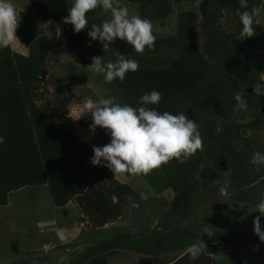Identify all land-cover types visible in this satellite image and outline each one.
Wrapping results in <instances>:
<instances>
[{"label":"rangeland","instance_id":"obj_1","mask_svg":"<svg viewBox=\"0 0 264 264\" xmlns=\"http://www.w3.org/2000/svg\"><path fill=\"white\" fill-rule=\"evenodd\" d=\"M17 1L19 5L31 10L33 15L27 0ZM66 2L69 9L72 0ZM114 2L126 6L130 14L149 19L154 26L156 40L153 48H146L140 54L132 47L129 58L136 59L139 67H172L178 68L183 74L186 88L174 99L173 107L176 112H184L196 121L203 146L184 160L187 163L186 173L182 174L183 181L179 186L183 188L190 182L193 185H187L188 189L195 187L198 192H203L205 189L201 185L202 181H214L210 190L211 201L197 209L194 206L190 213L197 216L205 214L207 217L217 215L223 230L229 226L230 219L234 221L235 216H240L243 219L240 230H248L259 211H252V204L237 201L236 197L241 190L254 201L264 196V166H259L262 175L258 177V167L251 163L254 152H264V95H256L253 87L250 88L247 81H243V69L239 68L244 66L242 60L236 64L224 52L217 53L212 46V39L217 32L220 34L235 30L236 22L231 11L217 10L213 5H205L203 10V0ZM259 8L261 11L256 21L264 27V0H261ZM110 15V11L99 7L89 11L87 27L110 19ZM25 23L29 28L25 29L21 25L20 33L30 39L14 40L10 46L13 51L27 55L35 50L38 40H45L43 51L49 46L46 49L44 73L36 83L35 103H61L65 113H60L55 124L73 132L88 144L103 146V128L96 126L93 132L90 127H82L83 121L89 120L92 123L91 113L82 110V103L86 98L98 100L111 96L118 102L129 104L123 89L115 80L106 82L102 74L94 73L88 65L74 62L57 40H48L45 32L49 36L51 34L46 26L40 22L43 27H39L29 14ZM249 53L252 55L251 68L264 82V54L261 47L253 46ZM114 54L115 50L108 47L103 48L98 55L104 56L106 61H114ZM237 95L240 100L235 98ZM239 162L251 167L253 165L256 171L245 175L239 170L242 166ZM160 172L159 167L147 174L151 175L149 181L154 190L161 189L162 182L157 181ZM105 174V184L115 181ZM140 175L148 179L145 177L147 175ZM242 182L250 183L239 188ZM165 184L169 187L167 182ZM223 186L228 187L226 194L220 191ZM259 188L263 189L262 192ZM47 189L46 184L23 186L10 192L6 205H0V264H10L16 259L37 253H45L50 260L46 264H54L51 261L56 257L58 247L50 249L49 244L44 246L36 236L37 220L56 216L60 218V212L54 209L47 198ZM170 210H173L172 206ZM261 219L263 224L264 216ZM223 236L222 233L219 235L221 238ZM252 238L257 240L259 237L254 233ZM249 241L247 235L239 233L233 243L248 246Z\"/></svg>","mask_w":264,"mask_h":264},{"label":"trees","instance_id":"obj_2","mask_svg":"<svg viewBox=\"0 0 264 264\" xmlns=\"http://www.w3.org/2000/svg\"><path fill=\"white\" fill-rule=\"evenodd\" d=\"M27 2L74 62L89 65L92 57L103 49L99 40L91 41L89 46L91 38L87 28L77 33L73 31L72 24L64 22L68 10L66 0ZM260 4L261 0H248L249 9L253 5L260 7ZM205 5H213L217 10L229 9L236 22L234 31L220 34L217 32L212 39L216 52H224L236 64L243 61L244 66L239 67L243 72L240 69L238 71L245 76L243 81L246 80L250 88L261 82L259 75L251 68L252 55L249 50L257 45L264 54V27L258 24L255 18L254 35L241 39L239 33L242 25L237 13L240 9L239 0H203V10ZM26 18V13L21 11V19L16 29V35L21 40L30 39L20 33L21 25L25 29L29 28L25 23ZM44 41L38 40L35 50L27 55L17 53L11 47L0 49V136L4 137V142L0 143V205H6L10 192L18 188L46 184L51 202L55 206H63L74 198L94 224L102 225L121 213L125 200L134 190L116 181L105 184L104 167L92 166L89 160L93 155V144L84 142L73 132L55 124L60 113H65L64 105L35 103L36 83L44 73L46 49L49 47L43 51ZM109 47L113 48L115 53L119 52L128 58L132 51V46L120 39H116ZM114 58L116 59L115 54ZM115 83L123 89L127 101L132 106H137L138 98L143 93L153 89L159 91L162 99L153 107L173 114L177 113L173 101L186 88L183 74L178 68L172 67H139L135 72H128L122 82L115 80ZM222 86L225 87V84ZM90 124L89 120L83 121L82 127L87 128ZM109 139L105 132V144ZM239 163L242 164L239 170L245 175L256 171L253 170V165L251 167L243 162ZM186 167V162L181 163L173 158V161L162 164L160 169L167 184L175 190L173 209L189 214L194 206L197 209L211 201L210 190L214 181L203 180V192H198L195 187L188 189L187 185H193L190 182L181 188L179 185L183 181L182 174L186 173ZM257 171L260 177L262 171L260 168ZM249 183L242 182L239 188ZM258 190L262 192L263 189ZM113 195L118 198L115 203L112 200ZM236 199L248 202L254 207L261 198L254 201L248 193L241 190ZM248 230L250 235L247 237L251 240L249 245H261L260 251L256 249L251 256L255 259L260 256V262L255 264H264V242L259 238H252V223L249 224ZM213 247L221 248V245L215 244Z\"/></svg>","mask_w":264,"mask_h":264},{"label":"clouds","instance_id":"obj_3","mask_svg":"<svg viewBox=\"0 0 264 264\" xmlns=\"http://www.w3.org/2000/svg\"><path fill=\"white\" fill-rule=\"evenodd\" d=\"M240 9L237 10L242 29L241 39L254 35L255 18L261 9L253 5L248 7V0H239ZM101 8L110 11V19L100 24L87 27V13ZM21 19V11L12 0H0V49L9 48L16 37V29ZM65 23L72 24L73 31L80 32L87 28L89 46L91 41L99 40L106 49L116 39L125 40L137 53L142 54L146 48L154 46L156 36L152 22L139 15L130 14L126 6L117 5L114 0H72L71 7L64 17ZM114 61H106L104 56L92 57L88 65L96 74H102L106 82L123 81L128 72H135L139 62L128 58L119 52L115 53ZM256 95H264V82L253 86ZM240 100L239 95L235 97ZM162 99L159 91L153 89L143 93L138 98L137 106L118 102L115 97L94 100L86 98L82 103V110L91 113L90 130L95 131L100 126L110 137L103 146L93 145V155L89 158L92 166L107 167L114 176L125 174L147 175L153 169L167 164L173 158L181 163L193 155L203 146L198 124L185 115L184 112L175 114L160 111L158 105ZM4 137L0 136V143ZM251 163L259 168L264 166V152L253 153ZM222 193H227L228 187H221ZM113 202L118 198L113 195ZM258 210L259 215L253 220V230L264 242V228L261 216H264V196L254 205L252 211ZM202 233L211 237L208 225L202 227ZM63 237V230H59ZM206 244L193 242L186 248V254L196 260L203 253ZM219 259V256L213 257Z\"/></svg>","mask_w":264,"mask_h":264},{"label":"crops","instance_id":"obj_4","mask_svg":"<svg viewBox=\"0 0 264 264\" xmlns=\"http://www.w3.org/2000/svg\"><path fill=\"white\" fill-rule=\"evenodd\" d=\"M12 2L20 11L33 17L39 27H43L40 22L43 25L44 23L31 7L33 15L31 10L19 5L17 0ZM45 33L48 40H56ZM15 40L20 39L17 37ZM104 172L107 174L105 176H110L115 181L131 187L134 193L125 200L121 213L102 225L94 224L74 198L65 205L57 207L51 202L49 193L47 194L54 209L60 212V218L56 216L37 220L36 236L44 246L49 244L50 249L58 247L56 249L58 253L53 257L52 263L255 264L260 262V256L256 259L251 256L256 249L260 251L259 243L248 246L233 243L239 233L244 236L250 235L249 230H240L243 220L240 216H235L234 221L230 219L229 226L223 230L217 215L207 217L193 213L186 214L174 209L171 211L175 193L170 186L167 187L161 172L157 176V181L162 182L159 190L151 187L153 185L149 181L151 175L145 176L148 179L140 174L114 176L107 167H104ZM204 225H208L211 237L207 233H202ZM61 229L62 238L59 235ZM221 233L224 234L222 238L219 237ZM254 233L253 230L251 234ZM202 241L206 244L203 253L198 259L192 260L186 254V248L193 242ZM215 244H220L221 248H214ZM215 256H219V259H213ZM47 261L50 260L46 256L45 264Z\"/></svg>","mask_w":264,"mask_h":264},{"label":"water","instance_id":"obj_5","mask_svg":"<svg viewBox=\"0 0 264 264\" xmlns=\"http://www.w3.org/2000/svg\"><path fill=\"white\" fill-rule=\"evenodd\" d=\"M46 255L45 254H36L26 256L20 259L12 261L10 264H45Z\"/></svg>","mask_w":264,"mask_h":264}]
</instances>
